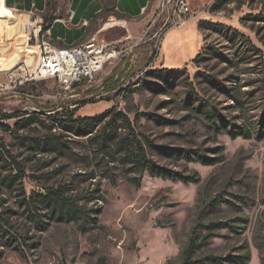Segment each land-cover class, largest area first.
Returning a JSON list of instances; mask_svg holds the SVG:
<instances>
[{
  "label": "rangeland",
  "instance_id": "rangeland-1",
  "mask_svg": "<svg viewBox=\"0 0 264 264\" xmlns=\"http://www.w3.org/2000/svg\"><path fill=\"white\" fill-rule=\"evenodd\" d=\"M163 1L153 0L141 29L143 40L135 49L138 58L128 74L123 69L129 59L125 55L108 63L93 80L70 90L62 89L54 78L13 88L3 77L0 171L16 173L13 164L3 167L9 151L24 169L25 198L32 201L21 203L24 197L18 184L2 188L0 264H101V259L105 264H178L195 227L201 236L208 235L197 259L243 254L248 249L251 257L246 264H264V124L260 123L264 118V0H233L214 11L217 0L197 8L190 3L188 25L176 27L160 53L170 69L184 70L170 86L162 82L159 71L166 67L158 59L151 70L143 71L159 54L161 39L171 28V5L163 6ZM192 17L222 23L238 34L232 41L212 30L201 32ZM203 47L202 57L194 62ZM239 50H245L248 59L232 65L227 59L236 60ZM231 74L246 84L242 87L245 110L235 108L219 89L231 86ZM123 88L127 90L119 92ZM200 103L215 107L229 122L251 128L253 137L216 134L197 113ZM112 108L131 118L139 136L169 149L197 150L215 163L203 165L148 150V157L163 167L184 175L197 171L199 181L183 183L148 172L129 174L130 166L118 155L103 153L87 137L64 131L56 123V118L94 116ZM56 136L67 145L61 152L34 145L33 140L48 142ZM130 176H139L140 185L129 181ZM41 188L80 200L89 222L50 219L44 203L29 199ZM214 199L232 204L221 202L211 208Z\"/></svg>",
  "mask_w": 264,
  "mask_h": 264
},
{
  "label": "trees",
  "instance_id": "trees-1",
  "mask_svg": "<svg viewBox=\"0 0 264 264\" xmlns=\"http://www.w3.org/2000/svg\"><path fill=\"white\" fill-rule=\"evenodd\" d=\"M231 1L233 0H217L213 5L212 10L221 9ZM53 19V17L44 19L42 25L43 31L48 28ZM198 27L201 32L212 30L225 35L232 41L235 40L236 35L238 34L236 30L218 22L200 20L198 22ZM203 51L204 47L193 59L194 62L202 57ZM237 56L238 58L236 60L227 59V61L232 65L238 66L240 63H243L242 61L248 59L246 58L245 50H239ZM183 71L184 70H178V68H163L159 73L161 74L163 84L165 86H170L177 82L179 79L178 75ZM210 81L212 83L215 82L214 79H210ZM228 81L231 83L230 87L218 86L220 87L219 89H221L228 99L233 102L235 108L245 110L246 98H244V94H246V92H242V87L246 84L241 85L239 83V78L233 74L229 75ZM158 88L161 89V87ZM125 90H127V88H123L119 92L122 93ZM195 109L198 114L204 116L208 122L209 128L213 129L216 134L226 133L232 139H236L237 137L251 138L254 135L251 128L227 121L223 114L217 113L215 107L207 103H200ZM145 115L151 117L150 114ZM20 123L22 122H19V124ZM56 123L64 131L76 136L87 137L89 141L95 144L103 153L113 154L114 156L118 155L123 164L130 166L126 171L129 174L138 173L139 175H142L145 172H148L154 177L181 181L183 183L199 181L200 177L197 171H194L190 175H184L179 171L163 167L154 159L148 157V150H154L159 154L166 156H176L177 158L183 157L189 161L200 162L203 165H213L216 161L214 158H209L203 153H199L197 150L182 148L169 149L165 145L155 144L153 140L146 136H139L131 118L126 113L118 111L117 108L109 109L104 113L94 116L74 117V115H70L66 118H56ZM260 123L264 124V118ZM119 129H121V132ZM123 129L127 130L124 134L122 133ZM33 142L36 148H40L43 151L61 152L67 147V145L62 143L57 136L54 137V140H49L48 142L42 140H33ZM216 150L217 148L215 151ZM7 153L9 158L4 160L6 164L3 167L11 168V165L13 164L16 173L13 172L14 170L10 169L9 172L3 175L2 171H0V193L2 188L16 187L18 184L17 187L22 191L24 197L23 200H21V203L28 204V202L32 200L28 201L25 198L26 194L22 183L24 169L22 165L10 155L9 151H7ZM115 181L116 179L112 178V182L115 183ZM129 181L135 183L137 186L141 183L139 176H130ZM35 197L45 204L48 209L49 218L56 222L86 223L90 220L88 219V212L86 211L85 206L80 204V200L64 196L59 190L41 188L29 196V199ZM2 202H5V200H2ZM221 202L232 204L226 200L214 199L209 203V206L211 208H217ZM261 202L264 204V198ZM92 221L93 223H96L98 220L94 217L92 218ZM213 226L214 224H211L209 225V228H212ZM0 229L3 230L1 226ZM207 244L208 235L201 236L198 233V228H193L192 235L182 251L181 261L178 264H246L250 260L251 254L248 249L243 254H227L225 256L208 255L204 258L197 259L200 251ZM100 261L101 264H105L104 259H101Z\"/></svg>",
  "mask_w": 264,
  "mask_h": 264
},
{
  "label": "crops",
  "instance_id": "crops-1",
  "mask_svg": "<svg viewBox=\"0 0 264 264\" xmlns=\"http://www.w3.org/2000/svg\"><path fill=\"white\" fill-rule=\"evenodd\" d=\"M3 2L15 18L3 20V29L0 31V82H3L4 76L8 82V72L19 63L25 62L31 67L37 64L40 50L36 41L41 38H46L56 48L69 47L92 37L109 43L124 40L128 36L133 41L140 40L143 37L140 34L141 29L148 20L153 4V0H65L64 6L63 0ZM188 2L195 8L208 3L207 0ZM51 17L54 18L53 21L46 30L41 31L44 19ZM192 18L193 24L198 25L196 18ZM189 20L190 18L186 19L182 28L188 25ZM28 24H31V30L26 33ZM174 30L177 28L172 27L165 31L159 48L158 61L166 68L169 67L165 58L160 57V53L165 41L172 39ZM20 34H23L21 43L16 45L15 40ZM25 37H28V40L23 44ZM8 66L11 68H7Z\"/></svg>",
  "mask_w": 264,
  "mask_h": 264
},
{
  "label": "built area",
  "instance_id": "built-area-1",
  "mask_svg": "<svg viewBox=\"0 0 264 264\" xmlns=\"http://www.w3.org/2000/svg\"><path fill=\"white\" fill-rule=\"evenodd\" d=\"M165 4L171 5V28L183 26L191 14L188 0H165L162 5ZM167 23L168 21L165 22L164 26ZM142 40L143 37L138 41H133L128 36L124 40L109 43L92 37L69 47L56 48L49 40L41 38L36 41L40 50L37 64L34 67L25 62L17 64L8 72V82L10 86L16 88L28 82L54 78L59 82L62 89L70 90L74 85L93 80L96 74L108 63L125 55H128L129 59L125 61L123 69L128 74L136 63L138 56L135 49ZM157 59L158 54L143 71L151 70Z\"/></svg>",
  "mask_w": 264,
  "mask_h": 264
},
{
  "label": "bare ground",
  "instance_id": "bare-ground-1",
  "mask_svg": "<svg viewBox=\"0 0 264 264\" xmlns=\"http://www.w3.org/2000/svg\"><path fill=\"white\" fill-rule=\"evenodd\" d=\"M7 18H15L14 14L4 6L3 0H0V31L3 29V20ZM31 30V24H28L25 28V32L28 33ZM28 37H25L23 40V44L27 43Z\"/></svg>",
  "mask_w": 264,
  "mask_h": 264
}]
</instances>
